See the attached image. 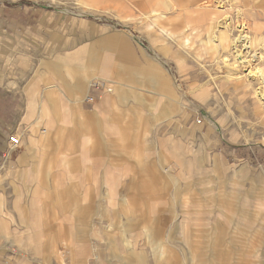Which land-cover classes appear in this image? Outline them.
I'll use <instances>...</instances> for the list:
<instances>
[{
	"label": "rangeland",
	"instance_id": "374dc122",
	"mask_svg": "<svg viewBox=\"0 0 264 264\" xmlns=\"http://www.w3.org/2000/svg\"><path fill=\"white\" fill-rule=\"evenodd\" d=\"M3 1L39 4L67 34L119 33L134 62L141 53L156 61L172 98L184 101L157 97L148 82L135 99L112 98V112L97 117L93 83L70 127V102L61 99V124L93 138L84 144L76 132L70 152L34 154L43 160L42 186L17 189L23 195L0 211L13 261L27 255L36 264H264V115L253 93L243 96L242 82H227L229 69L241 72L231 49L207 39L219 31L213 20L235 22L244 0ZM167 1L181 12L160 10L172 37L157 41L151 11ZM197 5L206 8L196 13ZM213 6L221 17L204 14ZM113 89L110 81L101 94L111 97ZM29 135L30 127L22 137ZM159 157L167 160L163 168Z\"/></svg>",
	"mask_w": 264,
	"mask_h": 264
},
{
	"label": "crops",
	"instance_id": "0c3cea01",
	"mask_svg": "<svg viewBox=\"0 0 264 264\" xmlns=\"http://www.w3.org/2000/svg\"><path fill=\"white\" fill-rule=\"evenodd\" d=\"M47 21L49 25H46ZM119 35L116 32L106 33L97 39L92 34L88 38H82L76 32L67 34L55 26V17L46 15L39 4L0 0V211L23 195L22 192L19 195L17 189L27 187L33 190L42 186L38 180L44 179V171L38 169L43 160L35 153L45 149L61 150V154L70 152L76 132L83 134L84 144L91 143V132L70 127L74 114L81 116L82 99L90 92L93 83L98 84L93 89L95 94L92 97L97 104L94 113L97 117H102L103 114L99 112L102 109L112 112V98L117 97L124 102L127 97L135 99L136 91L146 87L148 82L151 84L150 93L169 102H177L170 95L171 85L160 65L156 61L148 62L143 53L141 58L139 56L140 62H134V54L130 53L131 49L127 48L129 46ZM129 76L136 78V88L127 82ZM110 81L114 89L111 97H108L101 94V90ZM61 99L70 102L69 129L61 124ZM179 102L177 104L180 106L184 104L183 99ZM153 119L159 118L155 116ZM41 123L45 125L44 129H39ZM29 127L28 139L23 138V133ZM37 130H40L39 137H36ZM20 131V145L10 150V136H17ZM158 159L163 168L167 160L162 157ZM167 175L171 178V174ZM28 179L36 181L27 184ZM1 226L2 223L0 264H36L27 255L14 257L13 261L6 253L8 238Z\"/></svg>",
	"mask_w": 264,
	"mask_h": 264
},
{
	"label": "bare ground",
	"instance_id": "6f19581e",
	"mask_svg": "<svg viewBox=\"0 0 264 264\" xmlns=\"http://www.w3.org/2000/svg\"><path fill=\"white\" fill-rule=\"evenodd\" d=\"M227 1L231 4L233 1L235 2V0ZM162 4V7L151 11L153 17L151 24L156 28V31H154V33H156V40L164 42L171 36V31L165 30L163 28L164 26L161 27L165 20V15L162 14L160 10H168L171 12L181 11L174 9L176 6L170 1ZM206 5L203 7L197 5L194 11L199 13L202 9L206 8ZM219 8V6H215L213 10H208L207 12L204 10V14L210 16L211 19L214 18L212 15L216 16L220 14L221 17L222 11H220ZM237 8L235 22H232L230 18H227L228 16H225L226 18H223V21L219 23L217 22L219 21L218 19L213 20L215 21L213 22L214 25L220 24L219 31L212 36L208 35L207 39L209 42H212L211 44H214L216 49L217 47H222L224 50L231 49L233 61L238 65L239 70L241 69V72H239L237 68L233 70L229 69L226 73V80L229 82L234 79L242 82L244 97L247 96L244 93L247 90L253 93L254 100L251 102L254 107L258 109V114L262 118L264 115V0H244V2L240 3V6ZM145 20L147 19L145 18ZM232 25L235 26L232 27ZM189 40L190 38L186 39L185 44H189ZM242 68H245L244 70L247 71V73H244Z\"/></svg>",
	"mask_w": 264,
	"mask_h": 264
},
{
	"label": "built area",
	"instance_id": "2783aa9c",
	"mask_svg": "<svg viewBox=\"0 0 264 264\" xmlns=\"http://www.w3.org/2000/svg\"><path fill=\"white\" fill-rule=\"evenodd\" d=\"M86 100L91 101V97H87ZM200 121L201 120H198V123H201ZM19 145H20V138L18 136H15V135L10 136V138H9V149L14 150V149L18 148Z\"/></svg>",
	"mask_w": 264,
	"mask_h": 264
}]
</instances>
